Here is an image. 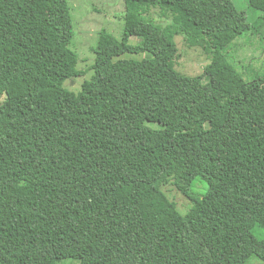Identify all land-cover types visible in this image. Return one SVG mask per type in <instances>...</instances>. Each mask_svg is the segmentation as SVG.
Returning <instances> with one entry per match:
<instances>
[{
    "label": "trees",
    "instance_id": "1",
    "mask_svg": "<svg viewBox=\"0 0 264 264\" xmlns=\"http://www.w3.org/2000/svg\"><path fill=\"white\" fill-rule=\"evenodd\" d=\"M124 1L75 92L68 0H0V264H264V69L228 51L252 24L233 0ZM177 35L202 74L176 68Z\"/></svg>",
    "mask_w": 264,
    "mask_h": 264
},
{
    "label": "rangeland",
    "instance_id": "2",
    "mask_svg": "<svg viewBox=\"0 0 264 264\" xmlns=\"http://www.w3.org/2000/svg\"><path fill=\"white\" fill-rule=\"evenodd\" d=\"M238 10L244 11L248 21L252 24V30L243 37L235 39V45L228 49L230 54L237 61L244 77L252 80L256 74L264 69V12L252 9L248 0H233ZM74 25V37L71 47L79 54L78 69L84 74L66 80L65 86L75 92H79L82 82L93 74L91 66L95 62V52L93 48L98 45L99 32L107 29L117 38H121L124 31V0H68ZM150 16L156 22L166 24L169 21L167 15H163L159 7L150 10ZM251 39H247V38ZM132 42L136 43L139 38L133 36ZM175 41L179 48V57L176 60V68L187 75H198L204 72L205 65L210 61V56L199 46H189L183 35H177ZM144 53H125L123 57L141 60ZM151 126H158L157 123H149ZM163 155V152H160ZM202 184L203 187L199 185ZM164 190L170 198L177 202L181 211L186 210L191 205V200L180 192L173 184L165 185ZM194 190L202 194L206 191L207 183L197 180ZM253 261V260H252ZM37 262V261H34ZM46 264V263H40ZM49 264V263H47ZM60 264H77L70 259L61 260ZM252 264H261L254 261Z\"/></svg>",
    "mask_w": 264,
    "mask_h": 264
}]
</instances>
